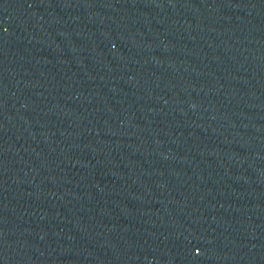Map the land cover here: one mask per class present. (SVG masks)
Listing matches in <instances>:
<instances>
[{
  "label": "water",
  "instance_id": "1",
  "mask_svg": "<svg viewBox=\"0 0 264 264\" xmlns=\"http://www.w3.org/2000/svg\"><path fill=\"white\" fill-rule=\"evenodd\" d=\"M0 264H264V0H0Z\"/></svg>",
  "mask_w": 264,
  "mask_h": 264
}]
</instances>
